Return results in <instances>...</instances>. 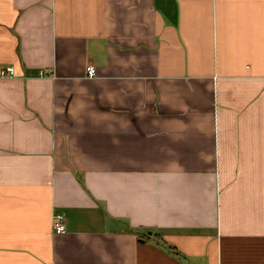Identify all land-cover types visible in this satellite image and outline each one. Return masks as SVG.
Listing matches in <instances>:
<instances>
[{"label": "crops", "instance_id": "0c3cea01", "mask_svg": "<svg viewBox=\"0 0 264 264\" xmlns=\"http://www.w3.org/2000/svg\"><path fill=\"white\" fill-rule=\"evenodd\" d=\"M9 64L0 264H264V0H0Z\"/></svg>", "mask_w": 264, "mask_h": 264}, {"label": "built area", "instance_id": "2783aa9c", "mask_svg": "<svg viewBox=\"0 0 264 264\" xmlns=\"http://www.w3.org/2000/svg\"><path fill=\"white\" fill-rule=\"evenodd\" d=\"M14 73L13 65H5L0 68V75H12ZM95 73V68L93 65L87 67V74L92 75ZM51 228L55 232H62L65 230L64 216L60 212H55L52 215Z\"/></svg>", "mask_w": 264, "mask_h": 264}, {"label": "trees", "instance_id": "16d2710c", "mask_svg": "<svg viewBox=\"0 0 264 264\" xmlns=\"http://www.w3.org/2000/svg\"><path fill=\"white\" fill-rule=\"evenodd\" d=\"M167 247H168V249H171L173 251V248L171 246H167Z\"/></svg>", "mask_w": 264, "mask_h": 264}]
</instances>
